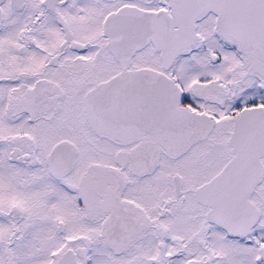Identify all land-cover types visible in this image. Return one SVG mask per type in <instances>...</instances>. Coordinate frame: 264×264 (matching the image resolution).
<instances>
[{"label":"snow or ice","instance_id":"obj_1","mask_svg":"<svg viewBox=\"0 0 264 264\" xmlns=\"http://www.w3.org/2000/svg\"><path fill=\"white\" fill-rule=\"evenodd\" d=\"M0 264H264V0H0Z\"/></svg>","mask_w":264,"mask_h":264}]
</instances>
